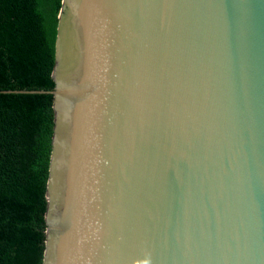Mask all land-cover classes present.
<instances>
[{"label": "water", "instance_id": "1", "mask_svg": "<svg viewBox=\"0 0 264 264\" xmlns=\"http://www.w3.org/2000/svg\"><path fill=\"white\" fill-rule=\"evenodd\" d=\"M42 264H264V0H62Z\"/></svg>", "mask_w": 264, "mask_h": 264}, {"label": "trees", "instance_id": "2", "mask_svg": "<svg viewBox=\"0 0 264 264\" xmlns=\"http://www.w3.org/2000/svg\"><path fill=\"white\" fill-rule=\"evenodd\" d=\"M62 0H0V264H42Z\"/></svg>", "mask_w": 264, "mask_h": 264}]
</instances>
